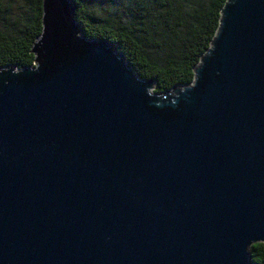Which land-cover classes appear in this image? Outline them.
Returning <instances> with one entry per match:
<instances>
[{"label":"water","instance_id":"1","mask_svg":"<svg viewBox=\"0 0 264 264\" xmlns=\"http://www.w3.org/2000/svg\"><path fill=\"white\" fill-rule=\"evenodd\" d=\"M75 0L0 70V264H251L264 244V0H227L185 88L150 94Z\"/></svg>","mask_w":264,"mask_h":264},{"label":"trees","instance_id":"2","mask_svg":"<svg viewBox=\"0 0 264 264\" xmlns=\"http://www.w3.org/2000/svg\"><path fill=\"white\" fill-rule=\"evenodd\" d=\"M75 20L87 39L107 40L137 78L153 83L152 94L190 86L202 56L210 49L227 0H99L115 14L124 9L125 23L114 24L90 10L94 0H75ZM0 0V70L33 67L30 53L41 33L42 0ZM251 264H264V244L250 246Z\"/></svg>","mask_w":264,"mask_h":264},{"label":"rangeland","instance_id":"3","mask_svg":"<svg viewBox=\"0 0 264 264\" xmlns=\"http://www.w3.org/2000/svg\"><path fill=\"white\" fill-rule=\"evenodd\" d=\"M9 1L10 0H1V3L5 7L7 6V3ZM171 2L172 3L182 2V0H171ZM90 10L91 12L94 13L95 16H100L109 19L114 24H117L119 22L125 23L129 19L128 17H125L124 9L120 11V18H119L118 16L119 14H115L114 8L112 9L106 8L104 3H100L99 0L92 1V3L90 4ZM20 11L21 10L18 8L17 0H12L11 10L9 13V16L12 17V20L15 19V16L16 17L18 16ZM150 94L152 95V91H150Z\"/></svg>","mask_w":264,"mask_h":264}]
</instances>
